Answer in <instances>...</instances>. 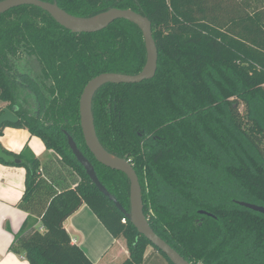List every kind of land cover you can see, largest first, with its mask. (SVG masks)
<instances>
[{
  "label": "trees",
  "instance_id": "obj_1",
  "mask_svg": "<svg viewBox=\"0 0 264 264\" xmlns=\"http://www.w3.org/2000/svg\"><path fill=\"white\" fill-rule=\"evenodd\" d=\"M57 2L77 17L132 9L152 23L155 77L108 84L93 100L100 142L133 164L152 229L192 264H264V214L238 204L264 207L263 14L221 0ZM31 60L37 71L24 67ZM146 61L143 33L127 20L74 34L35 6L0 15V100L20 118L0 137L7 127L28 129L52 153L42 159L28 148L14 154L2 147L21 163L0 164L26 170L18 207L28 217L10 251L29 264H94L64 226L84 204L126 241L122 264H158L145 258L148 247L173 264L92 183L68 144L69 135L129 211L127 176L98 163L86 145L80 99L95 77L136 75Z\"/></svg>",
  "mask_w": 264,
  "mask_h": 264
},
{
  "label": "water",
  "instance_id": "obj_2",
  "mask_svg": "<svg viewBox=\"0 0 264 264\" xmlns=\"http://www.w3.org/2000/svg\"><path fill=\"white\" fill-rule=\"evenodd\" d=\"M21 6H35L47 12L60 26L74 34L97 33L117 20H127L136 26L143 33L147 61L143 70L136 75H126L120 73H105L92 79L84 88L80 99V117L81 128L84 139L91 154L98 163L112 170L124 173L130 182V210L127 211L118 202V200L106 189L100 182L95 167L91 161L80 151L74 139L68 135V144L78 162L84 167L87 175L93 184L106 197L115 203L117 208L125 215L131 224L137 229L139 234L147 238L156 248L162 251L173 264H192L182 257L165 240L156 234L152 229L149 220L144 213L143 190L139 177L132 163L125 158H120L102 145L97 135L95 119L93 114V100L98 91L108 84H138L155 77L158 69V49L153 37L151 21L141 13L132 9L111 8L91 17H77L65 10L59 5L57 0L52 2L42 0H3L0 1V15ZM20 118L8 108L3 109L0 115V130L7 123L17 124ZM0 159L5 162L21 163L14 156L7 154L0 146ZM239 205L251 209L255 212L264 214V207L246 202H238ZM207 214L206 212H201Z\"/></svg>",
  "mask_w": 264,
  "mask_h": 264
},
{
  "label": "crops",
  "instance_id": "obj_3",
  "mask_svg": "<svg viewBox=\"0 0 264 264\" xmlns=\"http://www.w3.org/2000/svg\"><path fill=\"white\" fill-rule=\"evenodd\" d=\"M6 105L0 100V110ZM0 144L14 154H20L25 148L42 159L52 154L28 129L5 128ZM25 181L24 168L0 164V264H29L22 255L10 251L15 235L28 217V213L18 207L25 193ZM64 226L72 243L79 246L94 264H122L129 258L126 241L115 239L85 204L66 220ZM151 256L158 264L163 263L157 253Z\"/></svg>",
  "mask_w": 264,
  "mask_h": 264
},
{
  "label": "rangeland",
  "instance_id": "obj_4",
  "mask_svg": "<svg viewBox=\"0 0 264 264\" xmlns=\"http://www.w3.org/2000/svg\"><path fill=\"white\" fill-rule=\"evenodd\" d=\"M221 4L223 6H226V7H235L238 11H240V13L241 12L243 13L244 11L248 12L250 14L260 12L264 16V0H221ZM225 14H223V15H225ZM224 17H225V20L227 21L228 15L227 16L225 15ZM24 67L25 68H32L34 71L38 70V64L34 60H31L29 63H25ZM22 71L32 73L31 71H28V70L22 69ZM240 112L241 113L244 112L243 106H240ZM121 239H123V238H121ZM152 253L156 254L152 247H148L146 254H145L147 259L151 258ZM159 258L163 261L164 264H168L164 259H162L161 257H159Z\"/></svg>",
  "mask_w": 264,
  "mask_h": 264
},
{
  "label": "built area",
  "instance_id": "obj_5",
  "mask_svg": "<svg viewBox=\"0 0 264 264\" xmlns=\"http://www.w3.org/2000/svg\"><path fill=\"white\" fill-rule=\"evenodd\" d=\"M123 222L125 223L126 222V219H124Z\"/></svg>",
  "mask_w": 264,
  "mask_h": 264
}]
</instances>
